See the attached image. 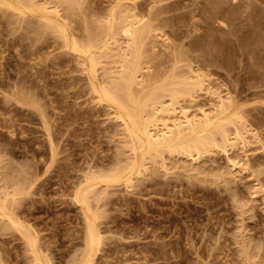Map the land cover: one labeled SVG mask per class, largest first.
<instances>
[{
	"label": "rangeland",
	"instance_id": "obj_1",
	"mask_svg": "<svg viewBox=\"0 0 264 264\" xmlns=\"http://www.w3.org/2000/svg\"><path fill=\"white\" fill-rule=\"evenodd\" d=\"M31 1L0 0V264H84L90 219V264H264V0ZM127 58L151 118L176 98L156 119L207 111L215 144L134 142Z\"/></svg>",
	"mask_w": 264,
	"mask_h": 264
},
{
	"label": "bare ground",
	"instance_id": "obj_2",
	"mask_svg": "<svg viewBox=\"0 0 264 264\" xmlns=\"http://www.w3.org/2000/svg\"><path fill=\"white\" fill-rule=\"evenodd\" d=\"M233 2H237L238 0H232ZM31 0L29 1L28 0V3L31 5ZM27 4V3H26ZM28 4V5H29ZM27 5V6H28ZM29 5V6H30ZM229 6V5H228ZM131 16V15H130ZM132 18V17H131ZM137 18V17H136ZM138 19V18H137ZM137 19H134V21L136 20L137 21ZM127 22H128V19H127ZM127 22H125V25L127 24ZM230 22V21H229ZM124 24V23H123ZM219 25V24H218ZM220 25L221 26H223V27H225V29H226V27H227V24L225 23V21L223 22V21H221L220 22ZM123 26V25H122ZM123 30V29H122ZM141 30L139 29V28H137L135 25H134V22H128V24L126 25V27L124 28V33L126 34V36H128L131 40H132V43L133 44H135V43H137L138 44V42H141L140 41V37L142 36L141 35ZM144 32V31H143ZM142 32V33H143ZM145 34H146V32H145ZM222 34V33H221ZM141 35V36H140ZM220 36V35H219ZM129 39V40H130ZM138 41V42H137ZM106 44H107V42H106ZM130 45V44H129ZM140 45V44H139ZM76 46H77V44H76ZM104 46V45H103ZM141 46V45H140ZM142 47V46H141ZM93 48V47H92ZM130 48H133V47H130ZM90 49V48H89ZM132 52H133V54L135 55V53H134V48L132 49ZM131 53V52H130ZM125 55H127L126 53H125ZM137 55H138V53H137ZM126 57V56H125ZM132 58H134V56L132 57ZM132 58H127L128 60H130L131 61V67L129 66V63L125 60V62L128 64V69H127V71H125V74L122 76V74H121V80H120V82L118 83V81H117V83H115V82H113V86H111L112 87V89H111V87L109 88V90L110 91H108V92H106L105 93V91L106 90H104V94H105V96H106V98H108V99H111V101H114V102H116V104L118 105H120V103L121 104H123V106L126 108L125 110L127 111V108L129 107V111L131 110V112L129 113L128 111H127V113L128 114H126L127 115V117L126 116H124V114H122L125 110H124V107L123 106H120L121 108L123 107V112L120 114L121 116H120V118L122 119V121L126 124V126L128 125V124H130V123H128V122H130L131 121V123H133L134 122V125H136V127H133L132 129H133V131L131 132L132 133V135L135 137V138H133V140L135 139H137L138 140V143L140 144L141 143V145L142 146H144V149H145V147H146V149L147 148H151V150H156V148H157V150H160V149H165V148H170L169 150H171L172 148H173V150L172 151H176L177 149L176 148H179V150H177V151H180L181 149L183 150V151H187V152H185L186 154L187 153H191V155H192V153H194V152H201L200 150L203 148V149H205L206 147L205 146H207V145H205V144H207V142L206 141H208V143L211 141V140H213V139H211L210 141H209V139L210 138H212V137H214V135L213 134H216L215 133V131H217L216 130V128H215V131H213V132H211L210 130H212V128H213V130H214V127H213V125L217 122V124L221 121H219L218 122V120L220 119V117H215V115L212 117L210 114H209V112L207 113V111L205 112H202V117L200 118V117H193V116H191L189 113H188V111H186L185 109L183 110V111H181V118L179 119V120H177V119H172L173 121L172 122H170L171 121V117L172 116H176L177 117V115H178V112H177V110L179 109V107H178V109H177V107H176V105L179 103V102H175V101H177L176 100V98H175V100L173 101V102H171V104H169V105H167V106H163L164 104H160V105H162L161 106V108L159 107V109L158 110H156V113H155V117L153 116L152 118H151V113L150 112H152V111H148V109H147V106L149 105L148 104V102H150L151 100H156L157 98L159 99V101H160V95L158 96L157 95V93H158V89L156 90L157 92L155 93V92H153L154 91V89H152L153 91H152V94L153 93H155V95L153 94H150V93H146V94H150L152 97H150V95L149 96H145V97H147V99L148 100H146V102L144 101L143 102V100H145V97L144 96H141V97H139L140 95H138L139 94V92H138V94L137 95H135L134 94V90L136 89V88H134L135 86L137 87L138 85H137V77H138V74H140V73H138V72H140L139 70H137V68H139L140 69V62H138V65L136 64L135 65V62H133V60L134 59H132ZM91 59H93V58H91ZM126 59V58H125ZM95 60V58L93 59V61ZM137 60V59H136ZM92 61V60H91ZM96 61V60H95ZM94 61V64L96 63ZM129 61V62H130ZM140 61V60H139ZM132 62L134 63V64H132ZM126 64V65H127ZM138 66V67H137ZM125 67V66H124ZM137 67V68H136ZM126 68V67H125ZM123 71V72H124ZM139 78V77H138ZM177 78H178V76H177ZM181 78H182V76H181ZM181 78H179L180 80H181ZM184 78V77H183ZM186 78H188V77H186ZM188 79H192L191 78V76H190V78H188ZM180 80H179V82H180ZM183 80V79H182ZM181 80V81H182ZM140 81V80H139ZM171 82H173V83H177L178 82V80H176V82H175V80L173 81V80H170ZM191 81V80H190ZM190 81H185V78H184V82H186L185 83V86L186 85H188L187 84V82L189 83ZM200 81V80H199ZM198 81V82H199ZM178 82V83H179ZM201 82H202V80H201ZM177 83V84H178ZM191 83H193V81H191L190 82V84ZM200 83V82H199ZM198 83V84H199ZM189 84V85H190ZM196 86H198L197 84H196V82L194 83ZM193 84V85H194ZM201 84V83H200ZM184 85V84H183ZM182 85V86H183ZM166 86V85H165ZM169 88L168 89H174V90H176V91H182V89L184 88V87H182L181 86V90H177V87L176 88H173V87H171L170 86V84H168L167 85ZM107 88V89H108ZM195 88V87H194ZM165 89H167V88H165ZM185 89H187V88H184V90ZM190 89V88H189ZM193 89V87L191 88V90ZM191 90H189L190 92H191ZM136 91H138V89H136ZM175 91V92H176ZM160 92V91H159ZM163 92V91H162ZM161 92V93H162ZM189 92V93H190ZM193 92V91H192ZM184 93V92H183ZM140 94H143V93H140ZM145 93H144V95H146ZM163 94V93H162ZM171 94L172 95H175L174 94V92L172 93V91H171ZM170 94V95H171ZM176 94H177V92H176ZM182 94V93H181ZM185 94H186V92H185ZM180 95V94H179ZM155 96H157V97H154ZM162 96V95H161ZM179 97V96H178ZM140 98V99H139ZM144 98V99H143ZM162 98V97H161ZM173 98V97H172ZM171 98V99H172ZM157 99V100H158ZM171 99H170V101H171ZM150 100V101H149ZM162 100V99H161ZM173 100V99H172ZM223 100V99H222ZM179 101V100H178ZM152 102V101H151ZM150 102V103H151ZM155 102V104L156 103H158V102H156V101H154ZM224 101H222V103H223ZM160 103H162V102H160ZM221 103V104H222ZM148 104V105H147ZM152 104V103H151ZM159 104V103H158ZM157 105V104H156ZM155 105V106H156ZM170 105H171V107H170ZM223 105V104H222ZM222 105L220 106L221 107V109H222ZM229 107H231V104L229 103ZM128 106V107H127ZM151 106V105H150ZM154 106V107H155ZM158 106V105H157ZM146 107V108H145ZM227 107V106H226ZM152 108H153V105H152ZM228 108V107H227ZM147 109V110H146ZM154 109H156V108H153V110ZM220 109V108H219ZM229 109V108H228ZM189 110V109H188ZM147 111H148V113L150 114V118H151V120L150 121H146L147 119H145V117H144V113L146 112L147 113ZM179 112H180V110H179ZM190 112V111H189ZM219 112H220V110H219ZM218 112V113H219ZM224 112V108H223V111H222V113ZM158 114H162V115H164V117H165V115L167 116V117H165L167 120H169L168 118H170V121L168 122L167 120H163V119H160V120H157L156 119V116L158 115ZM160 115H158L157 116V118L158 117H160ZM217 115V114H216ZM221 115V112H220V114L219 115H217V116H220ZM233 116V115H232ZM230 117L229 118V116L228 117H226V118H229L230 120H232L233 121V117ZM162 117V116H161ZM175 117V118H176ZM143 118L145 119V121H146V123L144 122V121H142V122H144V123H141L140 121L141 120H143ZM164 118V119H165ZM217 118H219V119H217ZM217 119V120H216ZM163 120V121H162ZM159 122H160V124H161V126H159L160 124H159ZM235 122V121H234ZM237 122V121H236ZM233 123V122H232ZM226 124H231V123H223V125H225V126H227ZM133 125V126H134ZM235 125V124H234ZM129 126H132V125H128L127 126V128L129 127ZM149 126L151 127L152 126V128H153V131H151V130H149ZM160 127H161V129H160ZM131 128V127H130ZM130 128H128V129H130ZM225 128L226 127H224V130H225ZM239 129V128H238ZM219 130V129H218ZM220 131H221V129H220ZM226 131V130H225ZM238 131V130H237ZM236 131V132H237ZM240 131V130H239ZM131 133H130V135H131ZM219 132H217V135H219L218 134ZM238 133L240 134L241 132H237L236 134L238 135ZM227 134V133H226ZM236 134H234V135H236ZM212 137H211V136ZM223 136V135H222ZM241 136V135H240ZM225 137V136H224ZM227 137V136H226ZM236 137V136H235ZM242 137V136H241ZM216 138V137H215ZM214 138V139H215ZM208 139V140H207ZM228 139H229V137H228ZM238 139V138H237ZM236 139V140H237ZM135 140H134V142H135ZM136 140V141H137ZM205 140V141H204ZM224 140H225V138H224ZM214 141V144H215V140H213ZM226 141V140H225ZM205 142V143H204ZM226 142H229V141H226ZM231 143V142H230ZM210 144V143H209ZM232 144V143H231ZM231 144H229L228 143V145H231ZM135 145V144H134ZM138 145V144H137ZM202 145H204L203 147H201ZM142 146H140V147H142ZM135 147V146H134ZM205 147V148H204ZM143 148V147H142ZM159 148V149H158ZM176 150H175V149ZM202 149V150H203ZM148 150V149H147ZM181 150V151H182ZM236 165V164H235ZM133 167V166H132ZM132 169H134V167L132 168ZM117 174H119V173H117ZM120 174H121V172H120ZM115 175V174H114ZM13 220V219H12ZM11 220V221H12ZM13 222H14V220H13ZM12 222V223H13ZM94 223H93V221H91V219L89 220V228H88V231H87V245L86 246H88L87 247V250H89V253H88V255H89V257H87V259H86V261H85V263L84 264H90V262H92L91 260V255H92V252H93V250L95 251V246H96V244L98 243V237H97V232H96V227H94V225H93ZM96 229V230H95ZM95 247V248H94ZM86 250V251H87ZM83 260H85V259H83ZM83 262V261H82Z\"/></svg>",
	"mask_w": 264,
	"mask_h": 264
}]
</instances>
